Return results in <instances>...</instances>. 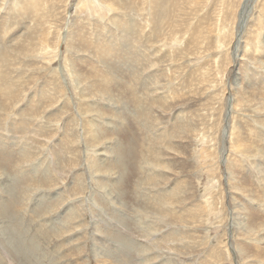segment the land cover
Segmentation results:
<instances>
[{
  "label": "rangeland",
  "instance_id": "rangeland-1",
  "mask_svg": "<svg viewBox=\"0 0 264 264\" xmlns=\"http://www.w3.org/2000/svg\"><path fill=\"white\" fill-rule=\"evenodd\" d=\"M0 264H264V0H0Z\"/></svg>",
  "mask_w": 264,
  "mask_h": 264
},
{
  "label": "bare ground",
  "instance_id": "bare-ground-1",
  "mask_svg": "<svg viewBox=\"0 0 264 264\" xmlns=\"http://www.w3.org/2000/svg\"><path fill=\"white\" fill-rule=\"evenodd\" d=\"M12 241V240H11ZM30 250V249H29Z\"/></svg>",
  "mask_w": 264,
  "mask_h": 264
}]
</instances>
